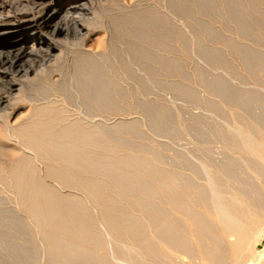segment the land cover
<instances>
[{
    "label": "rangeland",
    "instance_id": "374dc122",
    "mask_svg": "<svg viewBox=\"0 0 264 264\" xmlns=\"http://www.w3.org/2000/svg\"><path fill=\"white\" fill-rule=\"evenodd\" d=\"M153 2L152 10L134 13L96 5L89 19L96 31L85 45L105 53L92 59L77 52L70 70L57 71L60 80L45 76L28 85L12 107L10 121L39 134L46 168L70 177V161L85 155L123 172L111 175L83 166L67 184L47 172L41 176L55 185L52 196L69 195L83 203L98 241L78 230L83 220L73 219L71 234L63 236L55 225L45 223L44 235L31 218L20 219V198L7 177L13 166L1 123L0 264H61L49 235L92 254L73 257L74 264H175L161 246L156 254H146L127 232L109 240L99 225L103 213L124 212L137 229L136 202L142 192L148 202L165 206L169 193L158 191L161 184H169V192L190 207L191 215L203 219L189 227L174 210L167 212L175 223V240H188L189 263L201 264L198 244L212 251L205 264H245L248 259L264 264V0ZM0 41L1 49L8 48V39ZM92 123L91 142L68 135L59 141L75 149L58 153L54 134ZM209 179L235 213L253 217V257L232 256L221 226L207 217L213 213ZM77 180L96 186L113 206H96L94 195L75 185Z\"/></svg>",
    "mask_w": 264,
    "mask_h": 264
},
{
    "label": "bare ground",
    "instance_id": "6f19581e",
    "mask_svg": "<svg viewBox=\"0 0 264 264\" xmlns=\"http://www.w3.org/2000/svg\"><path fill=\"white\" fill-rule=\"evenodd\" d=\"M109 4L114 5V9L125 11V13L139 12L141 9H151L154 6L153 0L0 1V40L1 38L8 39V48H0V125L2 123L5 128L6 133H3L5 134L4 144L6 149L10 151L11 159H9L13 166V170L8 173L7 177L20 198L19 204L22 209L19 214L20 219L31 218L39 225L40 231L44 235L47 233L43 225L47 223V225H55L60 235L68 236L71 234V221L78 219L85 222L79 226L78 230L86 239L92 242H97L99 239L90 228L93 225V220L83 203L78 199L71 200L69 195L59 196V198L52 196L51 190L54 191L56 187L53 184L45 183L41 177L43 173L47 172L55 178V181L59 183L61 180L63 184L71 182L76 169L83 166L96 172L111 175L118 173L123 176L124 174L118 166L112 163H94L85 155H81L80 158L76 156L77 162L68 157L74 167L70 177L64 176L59 170L46 168L44 155H40L38 151L41 150V147L38 146L40 144L39 134H29L23 130L22 124H15L14 121L12 123L10 120L15 112L12 107L20 94L25 92L24 88L28 85L42 80L45 76L55 81L60 80L62 75L60 73L58 75L57 71L62 68L70 70L74 63V55L77 52L78 54L81 52L83 55H89L90 58L105 53L104 51L102 53L93 49L90 50L88 49L90 47L87 46V48L85 44L96 31V29L89 27V19L93 18L94 7L96 5L107 7ZM112 5L108 7L113 8ZM3 118L4 120H2ZM94 127L93 123L82 129L71 125L67 130L54 134L53 141L56 150L59 153V151L66 152L75 149L72 143L59 141L68 135H77L78 139L91 142L93 135L87 132H93ZM113 180L119 182L120 179L113 178ZM208 182L213 213L207 217L221 226L222 236L226 240L232 256L237 260L245 254V257H253L257 233L251 226L252 223L250 224L253 217L250 215L241 217L235 213L232 207L223 202L219 195H216L215 184L212 179H209ZM74 184L89 190L94 195L92 196L96 206L102 204L108 209L112 205L106 196L96 192V186L79 180L74 181ZM158 191L169 193L165 197L164 207L158 206L155 201L148 202L146 191L140 194L136 202L139 211V217L135 222L138 226L137 229L130 226L133 225L134 219L124 212L103 213L99 225H102L105 238L109 240L116 239L127 232L138 241L137 244H139L140 249L146 254H156L159 251L157 246H161L166 256L173 259L175 264H191L185 259L190 252L188 240L187 238L175 240V223L167 212L174 210L189 227H191L193 220V222L201 225L203 219L200 216L191 215L190 207L177 200L176 195L169 192V184H161ZM189 234L195 236L192 230ZM61 237L49 235L51 248L53 252L58 253L61 264H74L73 257L75 256L86 258V256L92 255ZM150 238L153 240L150 241ZM195 245L196 254L201 264H205V256L211 254L212 251L208 249L203 251L198 244ZM244 263L252 264L251 259L244 261Z\"/></svg>",
    "mask_w": 264,
    "mask_h": 264
}]
</instances>
